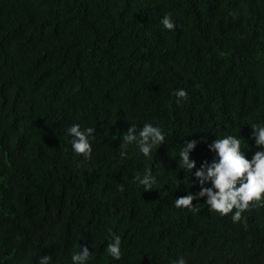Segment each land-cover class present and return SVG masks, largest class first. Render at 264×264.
I'll use <instances>...</instances> for the list:
<instances>
[{
	"label": "trees",
	"instance_id": "trees-1",
	"mask_svg": "<svg viewBox=\"0 0 264 264\" xmlns=\"http://www.w3.org/2000/svg\"><path fill=\"white\" fill-rule=\"evenodd\" d=\"M145 123L166 137L151 157L121 147ZM73 124L96 130L90 160ZM252 125L264 126V0H0V264H73L81 245L85 264H264V206L240 222L206 196L175 206L200 191L216 138H240L248 159L264 150ZM146 171L149 191L134 181Z\"/></svg>",
	"mask_w": 264,
	"mask_h": 264
},
{
	"label": "clouds",
	"instance_id": "clouds-1",
	"mask_svg": "<svg viewBox=\"0 0 264 264\" xmlns=\"http://www.w3.org/2000/svg\"><path fill=\"white\" fill-rule=\"evenodd\" d=\"M161 24L167 30L174 31L176 24L172 19L171 13L166 14ZM177 97V103L187 100L188 93L184 89H178L174 93ZM251 136L255 139L257 148H264V126L252 125ZM68 133L73 137L72 148L77 155H83L86 159H91L92 144L95 129L88 127L82 129L79 124H73L67 129ZM122 148L128 144H137L139 150L145 157H151L152 150L158 145H162L166 137L159 126L152 123H145L139 132L134 124L128 128L122 137ZM197 144L196 140L185 141L184 146L179 152V166L191 173L196 167L194 160L189 157V151ZM240 138L233 135H227L223 138H216L208 145V148L216 153L217 159H213L211 163L207 160L203 161L200 168L195 172L201 189L193 194L189 193L180 196L175 200L177 208H186L196 210L193 201L200 197H207L205 203L209 210L218 213L221 216L232 215L233 222L242 220V213L250 210L254 206H264V150L255 151L251 159L245 155L242 149ZM125 156V152L121 151V157ZM134 181H138L145 191L154 189L156 179L150 171H146L144 175L137 174ZM205 181H211L212 187H204ZM179 184H176L178 187ZM215 189V190H214ZM123 191V187L120 189ZM112 240L107 245V252L112 258L119 260L122 258L121 237L111 233ZM81 251L74 253L71 257L73 264H85L89 258L90 252L87 246L81 245ZM50 256L41 257L39 264H49ZM176 264H186L183 257L177 259Z\"/></svg>",
	"mask_w": 264,
	"mask_h": 264
}]
</instances>
